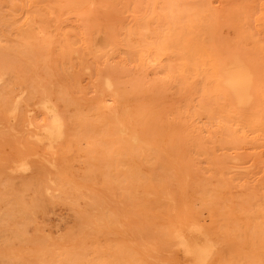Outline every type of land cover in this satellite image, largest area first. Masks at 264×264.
Segmentation results:
<instances>
[{
  "label": "rangeland",
  "instance_id": "1",
  "mask_svg": "<svg viewBox=\"0 0 264 264\" xmlns=\"http://www.w3.org/2000/svg\"><path fill=\"white\" fill-rule=\"evenodd\" d=\"M263 251L264 0H0V264Z\"/></svg>",
  "mask_w": 264,
  "mask_h": 264
},
{
  "label": "bare ground",
  "instance_id": "2",
  "mask_svg": "<svg viewBox=\"0 0 264 264\" xmlns=\"http://www.w3.org/2000/svg\"><path fill=\"white\" fill-rule=\"evenodd\" d=\"M242 69L243 68L241 66L237 67L235 73L231 75H227L228 77H225V81L229 83V85L232 86V88H234L237 91V93H239L240 91V86L244 87V84H245L243 81H241V78L242 79L245 78V75L242 72ZM235 97L238 101L239 100L242 101L241 100L242 96H240V93H239V96L236 94ZM188 244L190 245L192 252L194 254H197L204 249L206 242L204 241L202 235L197 232V234L193 235V237L190 240H188Z\"/></svg>",
  "mask_w": 264,
  "mask_h": 264
}]
</instances>
